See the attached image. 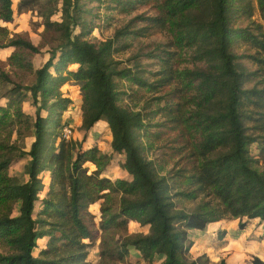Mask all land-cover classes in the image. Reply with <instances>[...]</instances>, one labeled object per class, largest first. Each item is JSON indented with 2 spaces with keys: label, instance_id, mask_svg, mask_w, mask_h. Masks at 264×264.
I'll return each instance as SVG.
<instances>
[{
  "label": "trees",
  "instance_id": "trees-1",
  "mask_svg": "<svg viewBox=\"0 0 264 264\" xmlns=\"http://www.w3.org/2000/svg\"><path fill=\"white\" fill-rule=\"evenodd\" d=\"M108 1L113 10L149 8L154 15L135 17L133 22L144 21L146 26L134 32L127 26L111 39L94 44L85 38L95 28L93 14L80 0L18 2L19 14L36 12L44 32L59 34L60 42L34 70V83L17 85L5 105H0V243L8 250L0 254V264H91L88 249L97 232L86 219L92 217L90 206L100 201L97 264H130L125 259L131 250L148 264L156 256L163 258L160 264H210L205 257L188 259V230L226 218L258 219L264 224V29L254 22L248 28L235 26L242 18L251 19L250 0ZM255 1L264 23V0ZM55 12L60 13V22L51 20ZM13 16L12 0H0L1 38L8 35L3 24L11 23ZM75 28L79 33L73 35ZM152 31L171 33L174 46L194 48L207 67L175 70L166 53L168 58L158 60L160 70L155 75L159 77L150 84L132 68L121 67L114 58L124 49L115 47L121 38L145 37ZM238 41L255 50L248 56L255 71L247 72L235 63L232 48ZM7 47L38 53L18 36L0 44ZM9 60L22 58L14 52ZM72 65L76 70H69ZM0 78L8 79L3 72ZM122 81L150 91L184 86L185 81L197 83L191 112H186L184 91L162 109L164 121L187 125L200 137L193 147L195 166L187 175V192L174 188L173 193L153 162L144 159L139 140L146 125L140 112L118 105ZM66 84L79 88L81 125L86 132L99 121L107 124L112 152L124 155L123 169L130 180L106 178L103 171L110 156L96 146L83 150L80 142L60 138L62 115L72 103L61 92ZM27 94L35 108L33 120L22 111ZM22 129L31 131L34 139L28 151L17 145ZM21 158H28L24 182L10 174L12 162ZM88 165L94 169L89 171ZM45 173L49 183L40 200ZM179 197L197 203L192 212L175 210L173 201ZM130 222L149 226L148 234L129 235ZM40 239L47 242L35 257ZM248 264L264 262L254 257Z\"/></svg>",
  "mask_w": 264,
  "mask_h": 264
},
{
  "label": "rangeland",
  "instance_id": "rangeland-1",
  "mask_svg": "<svg viewBox=\"0 0 264 264\" xmlns=\"http://www.w3.org/2000/svg\"><path fill=\"white\" fill-rule=\"evenodd\" d=\"M18 2L19 0H12L13 21L7 23V25L3 24L8 31V35L4 38L0 37V44H6L12 37L18 36L36 47L38 53L22 52L12 47L0 48V72L8 77L7 80L0 78L1 106H4L7 98L13 95V90L16 89L17 85L30 86L34 83V70L43 65L49 58L51 49L56 48L60 42L59 34L54 31L44 32L43 26L40 24L41 19L36 12L29 11L19 14L17 12ZM250 2L253 8L251 19L242 18L235 23V26L241 29L248 28L250 23L254 22L260 24L264 29V23L259 16L256 1L250 0ZM80 5H83L84 9L92 11V23L95 28L85 38L94 44L111 39L116 32L125 29L127 26H130L129 32H134V30L146 26L144 21L133 22L132 20L135 17L154 15L152 9L149 8L136 11L113 10L108 0H80ZM51 20L60 22V13L55 12ZM78 33V28L73 29V35ZM172 36L171 33L156 31L147 33L145 37L125 36L115 45V47L121 49L124 47V49L122 52L115 53L114 58L121 63V67L132 68L135 75H138L148 84L159 77L155 75L160 70L158 60H160L159 57L168 58L165 55L166 53L169 54V57H172L169 63L175 70L194 71L207 67L206 61L197 57L194 48L174 46ZM14 52H17L22 58L20 62L9 60ZM232 52L236 56L235 63L239 67L247 72L255 71L256 66L248 58V56L255 54V50L242 41H238L233 46ZM68 68L74 69L73 66ZM119 84L120 92L123 95L119 98L118 105L140 112L143 123L146 125L139 140L142 145L144 159L153 162L159 178H166L173 189L187 192L190 190L189 187L187 188V175L191 174L195 166L193 147L199 142L200 137L194 129H190L187 125L177 127L169 121H164L165 112L162 109L170 106L171 102H175V94L184 91L187 100V103L184 101V106L186 112H191L195 102L193 95L197 83L188 84V81H185L184 86L170 85L151 91L128 81H122ZM68 85H64L61 92L72 103L62 115V124L63 126L65 124L70 126L72 132L70 140L80 142L83 150L96 146L101 152L110 156L109 164L103 171L106 178L112 181L116 179L130 180V176L123 169L124 155L112 152V138L107 124L102 121L94 125L89 132L82 128V97L77 86L70 87ZM173 90L174 94L171 93ZM27 96L28 99L22 104V111L30 120H33L35 108L31 105L30 95L27 94ZM21 135L22 137L17 141V145L27 151L33 140L31 131L28 132L26 129H22ZM12 140H16V135H13ZM252 152L255 153L253 149ZM26 163L27 158L16 159L10 167V174L17 177L20 182L27 179L24 176ZM87 168L89 171L94 169L90 165ZM49 177L48 175L47 178L46 174L41 175L44 189L39 194L40 200L44 198ZM101 202L90 206L88 212L92 217L86 219L90 228L97 232L88 249V261L91 264H97L99 261ZM173 202L176 206L175 210L186 213L192 212L197 204L182 197L174 199ZM38 209L39 204L37 203L34 217ZM148 230L149 226H142L136 222L128 224L129 235H146ZM187 232L188 240L191 243L187 253L190 260L205 257L210 264H220L221 262L223 264H248L252 258L257 256L264 260V224L257 220L247 221L245 218H226L220 222L206 224L202 229H192ZM46 242V239L36 241V248L33 251L35 257L40 250L45 249ZM6 252L8 250L1 247L0 243V254ZM125 260L130 264H148L143 262L134 250L130 251ZM162 261L161 256H156L151 264H160Z\"/></svg>",
  "mask_w": 264,
  "mask_h": 264
},
{
  "label": "built area",
  "instance_id": "built-area-1",
  "mask_svg": "<svg viewBox=\"0 0 264 264\" xmlns=\"http://www.w3.org/2000/svg\"><path fill=\"white\" fill-rule=\"evenodd\" d=\"M71 135H72V132H71L70 126L65 124L61 129L60 138L63 140H70Z\"/></svg>",
  "mask_w": 264,
  "mask_h": 264
},
{
  "label": "crops",
  "instance_id": "crops-1",
  "mask_svg": "<svg viewBox=\"0 0 264 264\" xmlns=\"http://www.w3.org/2000/svg\"><path fill=\"white\" fill-rule=\"evenodd\" d=\"M5 25H7V24H5ZM73 67H74V69L73 70H76V66L75 65H72ZM69 70H71V69H69ZM68 86H70V87H76V86H73V85H68ZM100 122H102V121H99V122H97L96 124H98V123H100ZM95 124V125H96ZM94 127V126H93ZM89 132V131H88ZM33 139V138H32ZM34 140V139H33ZM33 140H32V142H33ZM31 142V143H32ZM31 145V144H30ZM28 151V150H27ZM27 161H28V158H27ZM46 174V176H47V178H48V173H45ZM247 221H252V220H248V219H246ZM254 220H257L258 222H259V220L258 219H254ZM220 222V221H219ZM211 224V223H210ZM217 243H219V242H217ZM258 257V256H257ZM261 257H263V256H261ZM259 259H261L262 260V258H260V257H258ZM263 262H264V260H262Z\"/></svg>",
  "mask_w": 264,
  "mask_h": 264
}]
</instances>
